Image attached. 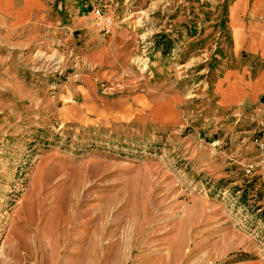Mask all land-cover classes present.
Segmentation results:
<instances>
[{
  "label": "rangeland",
  "instance_id": "obj_1",
  "mask_svg": "<svg viewBox=\"0 0 264 264\" xmlns=\"http://www.w3.org/2000/svg\"><path fill=\"white\" fill-rule=\"evenodd\" d=\"M231 1L55 0L20 57L0 43V79L17 76L0 85V264H264L259 121L216 115L235 82L199 72L227 60ZM106 49L133 77L88 91Z\"/></svg>",
  "mask_w": 264,
  "mask_h": 264
},
{
  "label": "crops",
  "instance_id": "obj_2",
  "mask_svg": "<svg viewBox=\"0 0 264 264\" xmlns=\"http://www.w3.org/2000/svg\"><path fill=\"white\" fill-rule=\"evenodd\" d=\"M11 1L18 8H26L25 18L14 22V17L7 16L9 12L5 11L3 15H0V43L12 42L13 48L8 50V55L20 57L21 50L23 53L24 49L34 46L44 37L52 20L59 18V15L54 14L55 0ZM228 7L229 23L223 49L227 60L212 68L207 67L208 70L203 68L199 72L218 71L212 81L214 88L219 79H225L227 76L229 81L235 82L232 85L235 88L232 96L234 100L221 102L218 96L215 97L213 106L216 115L221 117L240 115V119L247 117L250 121H259L264 115V0H232ZM105 22L109 23L110 20ZM103 56V59L92 57L91 60L86 57L85 62L82 60L84 64L89 63L99 69L98 74L95 71L94 73L86 71L83 74V80L133 77L128 65L120 63V56L116 52L111 53L109 49H106ZM187 61L185 60L183 64L185 68L189 63ZM176 68L175 66L173 68L175 72L170 74H181L184 71L180 72ZM16 79L15 75L8 84L0 79V85L16 84ZM227 82H224L225 86ZM91 83V80L86 82L88 91ZM250 108H252L251 114L248 112Z\"/></svg>",
  "mask_w": 264,
  "mask_h": 264
},
{
  "label": "built area",
  "instance_id": "obj_3",
  "mask_svg": "<svg viewBox=\"0 0 264 264\" xmlns=\"http://www.w3.org/2000/svg\"><path fill=\"white\" fill-rule=\"evenodd\" d=\"M98 14H100V11L98 12ZM142 60H145V59H142ZM254 141L256 145H258L259 150L261 151L263 155V161H264V115L258 122V133ZM255 168H256V165L254 163H249L247 165L246 171L248 173H251Z\"/></svg>",
  "mask_w": 264,
  "mask_h": 264
},
{
  "label": "bare ground",
  "instance_id": "obj_4",
  "mask_svg": "<svg viewBox=\"0 0 264 264\" xmlns=\"http://www.w3.org/2000/svg\"><path fill=\"white\" fill-rule=\"evenodd\" d=\"M106 20H110V19H106Z\"/></svg>",
  "mask_w": 264,
  "mask_h": 264
}]
</instances>
